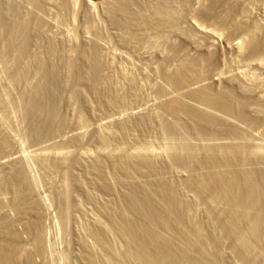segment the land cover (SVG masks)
I'll use <instances>...</instances> for the list:
<instances>
[{
	"label": "rangeland",
	"instance_id": "obj_1",
	"mask_svg": "<svg viewBox=\"0 0 264 264\" xmlns=\"http://www.w3.org/2000/svg\"><path fill=\"white\" fill-rule=\"evenodd\" d=\"M9 1L13 2L14 0L12 1L9 0ZM87 1L93 3V9L91 10L90 12L91 14H89V16L85 15L86 13L84 9V0H66V1L42 0L41 1L45 4V6L47 5L46 6V9L48 10L47 18H49L48 22L50 21L46 31L47 33L45 32V34L48 35L49 39H54V41H57L56 44H58L59 50H61L60 53H58L59 54L58 59L61 60L63 64L64 62L65 64L67 63V65H69V63L75 64V65L71 64L73 67L70 65L71 67L69 66L67 70L69 71L70 68L72 69V71L70 70L71 72L70 76H72L73 71L74 72L76 71L74 75L77 73V70L74 69H76L75 67L76 66L78 67L79 64H80L79 68L83 70L85 75V76L83 75V77L82 76L80 77V79L82 78L81 80H78L77 77H74V75L70 77L69 80H66L67 78L66 76L68 75L63 76L64 81L59 83L61 85V88L60 85L57 86L58 88H60V91H57V93H59L61 97L56 94L57 95L56 100L58 103H56L55 101L56 104L54 103L52 107L53 109H51L52 112L50 111L53 115L50 112L45 115L39 113V115H42L44 117L43 118L44 122L42 121V118L41 119L39 118L41 122H43V125L45 123L44 126H46L47 124L48 128H50L48 129L46 127L48 129V130L46 129L48 131L47 132L45 130V127H43V131H44L43 135L45 134L44 136L42 135L40 138L33 140V137L30 135L29 132L30 127L26 122L27 120L25 119L23 110L18 109L20 108L21 104L19 103V107L18 104L16 106V103H18L16 101L19 99L18 98L19 91L16 95V93L13 91H17V89L12 91L11 86L10 87L7 86L10 85V81L6 77V74H3L4 72V69L2 67L3 63L0 64V70L3 71V72L0 71V75H1L0 84H3L0 85V89L1 91L4 92V94L2 93V95L4 96L6 95L5 96L6 98L5 97L4 98L6 100H9L6 101L7 103H5V105H7L9 102L8 104L9 109H7L8 107L3 108L2 104L0 106V125L4 128L6 133V138L3 144V154L0 158V172L1 171L4 172V173L2 172L0 173V180H1L0 190L3 189V191H5V192L2 191L1 196L3 197L4 194L5 195L7 194L8 198L9 197L13 198L11 196L12 195L11 193H13L12 182L15 181L16 177L14 174H16L17 169L21 165L24 167L25 175L27 176L26 179H28L25 180V183L28 181L30 183L28 185H31V186H27L26 195L24 194L23 195L24 197H21L23 198L21 202H23L24 207L26 208L28 206V209L27 208L24 209L25 214H23V216L22 214L21 215L19 214V216H17L19 212H17V214L15 213L17 217L15 216V214L14 215L11 214V212L16 209L13 208L14 207L13 199L11 198H9L10 200L8 199L10 203L12 201L10 205V203L6 204L8 201H5L7 200L5 195L3 199L0 197L2 200L5 199L4 200L5 205L2 203V200L0 199L1 204L4 205V209L1 210L2 212L0 211V219L3 221L2 222L0 220L1 226L4 224V222L7 223L6 219H8V222L10 221L12 223L15 221L13 224L14 225L16 224L15 225L16 227L15 226L14 227L16 230L20 232L19 233L17 231L18 234L19 235L21 234L20 235L21 237L25 236V238L22 237L25 240L22 239L20 243L18 242V246L22 245L21 246L22 248H19L18 250L20 252L21 251L24 252V253L23 252L20 253V258L21 256L23 257L22 260L20 259L19 262L21 264L26 263L24 260L28 256L30 260H32V258H36V260L39 262L38 263L35 259H33L34 261H36L34 262L36 264H41V263L42 264H95V263L96 264H123V263L138 264L139 262L138 261L135 262L136 260L132 259L131 256H134V253L137 250H140L139 252H141L143 250L142 246H140V244H138V246H134V244L137 245L136 242L138 241H135L134 238L129 237V234L126 233L127 231L119 230V229H126L125 228L126 226H124L122 222V219L125 216H126L125 218H131V219L135 217L134 215L133 216L131 215L132 214L131 212H130L131 214L125 213V210H127V208L124 206L125 203L123 196L126 193L125 191H127V189L123 185L121 179L119 178H122L125 174L128 173L127 176L125 175L124 177H128V176L134 177L135 180L136 179L139 180V181L137 180L139 184H142L143 186L149 185L148 187L147 186L145 187L146 190H149V193L152 194L153 191H152V187L150 186V183L146 180V178H144L145 177L143 176L144 174L141 173L147 174L148 170L152 171L153 170L152 167H154L153 170L154 172L156 169V173L158 172L160 174L161 173L166 174L167 180L172 181V182L171 181L168 182L169 183L171 182L172 186L176 188L175 189L173 187L176 190L179 199L183 198L182 199L183 201L182 200L181 201L183 203H185L186 201L187 203V204L185 203V205L186 208L189 209L187 210V212L188 213L190 212V215L187 213L188 219L187 218L186 219L187 220L190 219L189 221L191 222L193 218L192 221V223L194 222L193 224L186 223L185 225L189 226L186 228L184 223L180 222L181 220L180 221L178 220L179 218H177V216L175 215L173 216H175L174 218L175 220L178 221L176 222L179 226L182 227L183 225V227L187 229V231H185L186 230L185 228L183 230V227L181 229L182 231H185V235H187V237L194 236L191 239L192 240L191 242H195L193 243V245L195 244V246L193 247L190 246L192 247L190 249L195 253V254L193 253L192 255L195 256L193 260H195L196 263L198 264H203V263L204 264H208V263L209 264L212 263L213 264H264V224L261 221V219L263 220L264 217L260 219L261 226H263L261 227L263 230V231L261 230L262 235H260L262 237V241L260 237L259 240L260 243L258 242L256 244L257 246L253 244V247L255 246L254 250L251 247L252 241H249L250 243L249 247L251 248L246 249V247H244L241 241L242 238L239 239V236H241L239 234L241 233L239 232L235 233L234 231L235 233L234 234L230 230V228H228L230 227L229 225L231 224H229V221L226 220L227 217H224L223 220V216L226 215H224V212H221L222 208L220 209V206H216V203L209 200L207 201L205 197L202 198L200 195L199 196L201 199H199L198 194H196L194 190L190 189V186H188L187 183V179H189L191 174L189 175L190 172L186 171L187 170L185 169L186 167L185 168L183 167V164H185L186 162H193L196 161L197 159L199 160L201 159L203 161L207 158V159H215V160L217 159L218 161L217 156H219V160L221 158L223 160V159H227L228 157L234 156V159L238 158L239 160L238 159L236 160H238L239 162H242L244 160L248 161L247 164L250 163L251 164L250 166H252V168L257 167L258 170L264 169V162H263L264 161V105H263L264 104V97H263L264 96V47H263L264 44H260L259 47L257 46L258 49L254 48V50L257 49V51L259 52L255 50V52L252 53L253 50L248 47L250 46L248 43L252 42V41L250 42V40H252V37L254 36L251 35L252 34L251 31L249 32L238 31V34L236 32L234 36L232 35V37L230 36L228 38H226V36L223 34L225 37L221 35V37L219 36V38L215 40L213 39L211 40V38L207 36L205 37L204 34L199 35L200 33L196 31L198 28L199 29L204 28V30L206 29V31L217 30L216 32L223 33L219 25L221 26V24H223L220 22L221 18L223 19L222 21L225 22V17L223 18V16L225 15L223 14L227 12H229L230 15H233L234 18L237 17L236 18L237 21L240 22L241 21L243 22L245 20L243 19L244 17L247 18L244 22L247 24L249 29L252 27L254 28L256 27L259 30L260 29L263 30L264 0H229V2L228 0H217V1L187 0L186 2L185 0H169V1L166 0V3H169V5L165 4L164 0H162L164 4H162L163 2L160 1L162 2L161 6L165 5L166 7L165 9H167L166 12L168 14L170 13L169 17L170 18L173 17V19H170L173 22L168 20L169 18L168 16L163 17L164 14L162 18L157 17V15H155L156 12L154 13V11H155V7L157 6L154 5L156 4L155 0L154 1L146 0V3L145 0L144 1L140 0L141 8H139L140 9L139 11L142 15L136 14L138 8L137 9L133 8L134 9L133 11L134 12L136 11V13L131 15L132 16L137 15V17L141 16L142 18L144 17V19H146L144 20V23L148 21V23H150L151 26L148 24L147 29L143 28L144 30L141 29L142 31L141 30L138 31V29H140L139 27L142 28L143 26L144 27L146 26L144 25L143 20L141 18H137L136 16H134L135 19L138 20V23L142 22L141 24L142 26H140L139 24L138 29L136 27L135 29L133 28L131 31L133 33L131 37L127 34L128 32L125 29L121 28L116 24L115 26H113L114 23L111 22L110 19L108 20L107 13L105 11L106 8L104 9L105 1L102 0H87ZM39 2H40L39 0H30L29 4H26L22 8V15L24 16L25 20L27 22H30L31 24L34 21L33 7ZM220 2H222L224 6H221L222 4H220ZM144 3L147 5H145ZM214 3L215 4L217 3V5L220 4L219 5L220 7L217 5L213 7L212 5ZM64 4L65 6H63ZM149 4L152 5L149 7ZM151 7L153 9H151ZM202 8L204 11H208V12L211 11L209 15L206 16L204 15L205 16L204 17L203 14L200 13L203 12ZM208 8L209 10H207ZM104 13L106 14L107 17L105 16ZM219 14L221 15V17ZM239 16L241 17L243 16L242 17L243 20H241V17L239 19ZM209 17L210 19H208ZM140 19L142 21H139ZM157 22L158 23L161 22V23L158 24ZM123 32L124 34H122ZM194 36H195V40L193 42L192 38L194 39ZM97 42L99 43V45ZM94 43H96L98 47ZM232 45L234 46L236 45L237 48L232 47ZM93 46L97 47V49L99 50L98 55H100V57L98 55L97 56L99 57L98 58V60L100 61L99 63H101L99 72L102 77V79H100V81L102 80L101 81L102 83H100L99 81L98 86L96 88L98 89V92L100 93L102 92V97H99L98 93L96 94V92L92 90L91 85H89L88 83V76H87L88 74L87 71L89 69L88 67H90L91 63L94 60V59L92 60V58H95L94 55L91 56L92 55L91 50H93L94 48ZM198 46H200L201 49ZM208 53L211 55L213 54V59H216V61L213 63V67L211 68L207 67L210 70L207 69L208 73H206V77H204V81H202V84L200 83V85L199 84L194 85L192 86V88L193 87L197 88L200 87L201 85L202 86L208 85L214 87L215 89H218L221 87L222 88L226 87L228 85L230 89L231 88L234 89V90L232 89V92L236 96L240 95L241 97L239 98L243 99L245 94L244 96H242L243 93L239 89L242 86L245 88L247 87V89L248 87L250 88L249 89L250 94L249 95L246 94L247 98L246 99L244 98V100L249 101L253 96L252 98L253 100L251 99L252 102L251 100L249 101L250 103L253 104V105L251 104L252 105L251 108H253L251 110L253 111H250L252 114L250 112L249 114H250V119L253 118L254 119L250 127L247 126L246 127L247 129L244 128L245 133L242 132L244 133L243 135H245V137L247 136L246 139L243 136L244 138L242 141L244 143L242 141L240 142L239 140L238 142L233 141L235 143L232 145L231 143L233 142L229 143L232 147L234 145L235 148L238 149L237 150L234 147L233 149H230L229 148L230 145L227 144L226 146L225 145L226 142L222 141L223 144L222 145L218 144L219 146L217 147H221V146L224 147L225 145L229 149V151H227L228 149L224 150L226 147L224 149L223 148L221 149L222 151L223 150L226 151V153L221 152L220 148L219 150L217 149L219 152L223 153V155L221 154L217 155L219 153L217 152L216 149L213 150V153L207 151L206 149H204L203 145H201V143H199L198 141H195L197 143L190 145L191 147L190 149L189 145H186V143L183 140L181 139L177 140V137L175 138L173 136H170L168 133L164 131L165 128H163V126L166 127V125L168 124H165L167 123V119L165 118V115H163V117L161 116V114H163L162 109L164 108V104L168 103L173 98L172 96H174L173 94L174 92L171 93V91H168L169 92L168 93L164 90L165 88L164 85L166 83L164 81L165 74L163 76V72L167 68H168L167 70H170L169 72L171 71L174 72L177 69H179V67H181L185 62H187L188 59L192 60L194 59V57L197 58L199 56L206 57ZM76 61L78 62L76 63ZM1 62L2 61L0 60V63ZM229 77L230 78L232 77L231 80L233 79L234 81L232 83L235 84H230L228 82V80L230 81ZM235 80L239 83H236ZM245 81L248 83V85ZM34 83L36 84V80L34 78L28 79V82L26 80L25 83L21 81L20 84L18 85L19 86L18 89L22 91L24 90V88L26 89H29V87L33 88L35 85ZM25 85H27V87H25ZM107 89L108 91L106 92ZM237 89L240 91H238ZM5 90L7 93H5ZM8 90L10 92H8ZM182 90H180L181 93ZM186 90L188 89L186 88ZM186 90H184L183 92L185 93ZM235 92L238 93L236 94ZM110 93L112 94V96ZM103 94L105 97L103 96ZM12 97L14 98V100ZM12 101H14V104H12ZM21 107L23 106L21 105ZM15 108L17 111L15 110ZM6 110H8L7 112L10 113L5 112ZM53 110L55 111L56 116ZM258 110L263 111V113H261L262 111L260 112L262 116H259L260 114L258 113L259 112ZM36 113L37 112H35V114ZM49 114H51V116ZM39 115H37V117ZM177 118L178 117L175 118L176 119L175 121V119L172 120L173 119L172 117L171 121L172 122L175 121L178 123L175 124L174 122L175 125L183 124L186 128L187 126H189L188 129H190L189 122H187L185 118L182 117L183 121H181V117L178 118L179 122L177 121ZM45 119L46 121L49 120L48 121L49 123L45 122ZM127 121H129V123ZM254 123L256 125L259 124L260 126L259 125L256 126ZM50 124L52 126H50ZM247 133L248 134L250 133L252 136H250V134L248 135ZM248 136H250L249 138L251 139V142L252 143L254 142L253 144H251ZM169 139H171V141L174 140L172 141L174 144L173 146L171 141L167 142L169 141ZM247 139L249 141H246ZM169 143H171L170 146ZM181 143H182V149L180 147ZM194 145L196 146V148H193L195 147ZM190 150L192 151L188 152ZM215 150L217 154L214 153ZM205 151H207V153ZM230 151L232 154H230ZM200 152L201 153L203 152L202 154L203 158H201L202 155ZM178 154L180 156L182 155L183 156L178 157ZM206 154L209 155V158ZM214 154H216L217 158H215ZM226 154L228 155L230 154V155L225 156ZM197 155L199 157H197ZM242 155L244 158L242 157ZM188 157L190 158L187 160L186 158ZM195 157H197L196 160ZM175 158L176 160L180 158L181 161L180 160L176 161ZM190 159H192V161ZM137 160L140 162H138ZM149 163L151 166L149 165ZM153 164L155 165L153 166ZM258 164H260L261 166ZM137 165L138 168L136 169ZM142 165H144L143 167H145L146 165L148 166H146L143 169ZM158 165L160 167H158ZM100 167L103 168L105 172L100 171L101 170ZM139 171L141 173H139ZM103 172L105 175L103 174ZM4 175L7 176L9 179L7 177H4ZM10 179L12 180V182ZM3 181L4 182L6 181V183L4 184ZM143 181L145 182V184ZM6 184L9 185V186L7 185L9 191L6 190L7 189ZM1 185L6 189L2 188ZM109 187L110 188L112 187L113 189L112 188L109 189ZM149 187L151 188L147 189ZM193 191L195 194L193 193ZM184 192L187 194V196L186 194L184 195ZM154 198H156L158 201L156 195ZM203 199H205L206 202H204L205 200ZM24 202H26L27 205H25ZM209 202L212 203L210 204ZM212 204L214 206H212ZM216 207L218 211L215 209ZM118 208L119 209L122 208L121 210L124 212L121 213ZM212 208L215 209L216 212ZM116 211L118 214L120 213V215H116L117 214ZM194 214H196L198 217L197 216L195 217ZM262 216H264V214ZM205 217L207 221L204 219ZM21 219L23 222H21ZM117 219H120V221L119 220L117 221ZM27 220L29 223L32 224V226L27 222ZM213 221H215L216 223L215 222L213 223ZM179 222L182 224H180ZM20 224H22V226L24 225L23 228L27 227L28 224V228H27L28 231H29V225L32 228H34L33 227L34 224L36 229L34 228L35 229V230L33 229L34 231H30L29 234H27L25 232L26 229H22V226L20 227ZM194 224L195 225L204 224L205 226L203 225H200V227L199 225L196 226L198 227L199 231L205 230L204 232L206 235L202 233L201 236L200 233L202 231H200L199 233L200 237H199L197 233L198 230H196L197 228ZM210 224H214V225H210ZM18 226L19 228L22 229V230L20 229L21 231L18 229ZM206 226H208L209 228H207ZM213 226L217 228L211 229ZM111 227L113 230L111 229ZM194 227L195 229H193ZM36 230L38 232H36ZM209 230L213 231V233L209 232ZM95 231H97V233ZM22 232L26 233L27 235L26 234L24 235ZM99 233H101V235ZM124 233H126L127 235H125ZM168 234L166 236H168ZM236 234L238 236H236ZM28 235L31 238L28 237ZM169 235L172 237L171 239L173 240L175 239L173 238L174 236H172L171 234ZM33 236L37 239L33 240L34 238ZM203 236L209 238L204 237V240L206 239L204 241L201 239ZM210 237H212V239ZM216 237H218L220 243L222 242L221 244L219 243ZM127 238L130 239L132 238V239L130 241ZM125 239L129 240L127 241L129 243H127ZM37 240H39L38 244L40 243L39 244L40 247L37 246L36 248L35 246H33L34 245L33 242L35 241L34 243H37ZM132 240L135 242H133ZM207 240L209 242H206ZM4 241H5L4 237L0 235V245H3L5 243ZM176 241L180 245L184 244V242L182 241H180L181 243H179L178 239ZM176 241L174 240V243ZM213 242H214V246H212ZM132 243L134 247L130 245ZM217 244H219V246ZM129 246L132 249L129 248ZM187 246L184 247L186 248ZM217 246L218 248L220 247L218 251H216L218 249ZM139 247H141L142 250ZM242 247L244 249H242ZM181 249H183V247ZM187 249L190 251L189 247ZM187 249L185 250L186 252L188 251ZM213 250L215 253L213 252ZM34 252L35 253L38 252V253L35 254ZM130 252H134V253L132 254ZM217 252H220V254L219 253L217 254ZM127 253L128 255L129 253L130 255L131 254L132 255L128 256ZM33 254L34 256L35 255L36 256L31 257V255ZM112 254L114 255L115 258L112 257ZM24 255H26V257H24ZM188 255L192 257L191 254ZM199 255L200 257H198ZM204 257L207 259H205ZM197 258L199 261L197 260Z\"/></svg>",
	"mask_w": 264,
	"mask_h": 264
},
{
	"label": "bare ground",
	"instance_id": "obj_2",
	"mask_svg": "<svg viewBox=\"0 0 264 264\" xmlns=\"http://www.w3.org/2000/svg\"><path fill=\"white\" fill-rule=\"evenodd\" d=\"M39 1L40 2L37 3L33 7V9H34V21L31 24L30 22H27L25 20L24 16L22 15V8L26 4H29L30 0H14L13 2H10L9 0H0V60L2 61L0 64L3 63L2 67H3L5 73L2 70H0V71H2L3 74H6V77L10 81V85H7V86H9V87L11 86L12 91L17 89V91H13V92L16 93V95H17V93L19 91V94H18V98L19 99L16 101L18 103H16V102L15 103H16V106L18 104V107H19V103L23 106V107H21V105H20V108H18V109L23 110V113L25 115V119L27 120L26 122H27V124L30 127L29 128L30 129L29 132H30V135L33 137V140L34 139H37V138H40L43 135V133H44L43 127H45V130L48 128V125L47 124H46V126H44L45 123L43 125V122H44L43 118L44 117L42 115H39V113L45 115V114L49 113L50 111L52 112L51 109H53L52 107H53L55 101H56V103H58L57 100H56V98H57L56 96L57 95L60 96L59 93H57V91H60V88H61V85L59 83L62 82V81H64L63 80V76L68 75V76H66L67 78L66 77H64V78H66V80H69V78L72 77L74 75V73L76 72V71L75 72L73 71L72 76H70V73H71L70 70L72 71V69L70 68L69 71H67V70H68L69 66L72 63H69V65H67V63L65 64V62H64V64H63V62L58 59V55H59L58 53H60L61 50H59L58 44H56L57 41H54V39H49L48 35L45 34V32L47 31L49 22H50V21L48 22V19L49 18H47L48 17L47 16V11L48 10L46 9V6L47 5L45 6V4L43 2H41L42 0H39ZM102 1H105L104 2V4H105L104 9L106 8L105 11L107 13L108 20L110 19V21L114 23V25L112 23L111 24L113 26H115V24H116V25L120 26L121 28L125 29L128 32L127 34L130 37L133 34L131 32L133 28L135 29V27H136L138 29V25L139 24H140V26H142L141 25L142 22L141 23H138V20H136L135 17H134V16L137 17V15L132 16L133 14L136 13V11L135 12L133 11L134 10L133 8H136V9L138 8L136 14H139V15L141 14L140 11H139L140 10L139 8H141L140 0H102ZM148 1H151V0H148ZM155 1H156L155 2L156 4H154V2H153L154 5H157V6L160 5L158 7L157 6L155 7V11H154V13L156 12L155 15H157V17H161L162 18L163 14H164L163 17H165V16H168L169 17V14L170 13L168 14L166 12L167 9H165L166 8L165 5L161 6V3L163 1L162 0H155ZM160 1H162V2H160ZM164 1H165V4L169 5V3H166V0H164ZM186 1L187 0H185V2ZM216 1H214V2H216ZM228 2H229V0H228ZM145 3H146V0H145ZM173 3H174V1H173ZM65 4H66V2H65ZM65 4L63 6H65ZM162 4H164V2ZM220 4H222V2H220ZM223 4H224V1H223ZM223 4L221 6H224ZM145 5H147V4H145ZM151 5L149 4V7ZM215 5H217V3L216 4L214 3L212 6L215 7ZM219 5H217V6H219ZM204 7H207V6H204ZM144 8H142V9H144ZM84 9H85V13H86L85 15L89 16V14H91L90 13L91 10L93 9V3H91L90 1H87V0H84ZM151 9H153V8L151 7ZM202 10H203V8H202ZM207 10H209V8ZM210 12L203 10V12H200V13L203 14V16L204 15L206 16V15H209ZM224 13H225V11H224ZM233 13H235V12H233ZM223 15H225V16H223V18L225 17V22L222 21L223 19L221 18V21L220 22L223 23V24H221V26L219 25V27H221L223 33L220 32L221 33L220 34V33L216 32L217 30H212V31L211 30H208V31H206V29L204 30V28L203 29L202 28H200V29L198 28L196 30V31H198L200 33V34L199 33L198 34L199 35H201V34L203 35L204 34L205 37L207 36V37L211 38V40L212 39L215 40V39L219 38V36L221 37V35H223V34L226 36V38H228L230 36L232 37V35L234 36V34H236V32L238 34V31H244V32L251 31L252 32L251 35H254V36L252 37V40H250V42L251 41L252 42L251 43H248L250 45L248 47L253 50V51L251 50L252 53L255 52V50L257 51V49H258V47H259L260 44H264V29L263 30H261V29L259 30L256 27L255 28L252 27V28L249 29V27L247 26V24L244 22L247 19L245 17L243 18L245 20L243 22L242 21L240 22V21H237V19H236L237 17L234 18V16L233 15H230L229 12H227V13H225ZM105 16H106V14H105ZM244 16H245V13H244ZM220 17H221V15H220ZM240 17L241 16H239V19H240ZM242 17H241V20H243ZM137 18H141L143 20V23H144V20H146V19H144V17L142 18L141 16H138ZM141 19L139 21H142ZM156 19H158V18H156ZM170 19H173V17H171V18L169 17L168 18V20H170ZM208 19H210V17ZM159 20H160V18H159ZM149 22H151V21H149ZM166 22H169V21H166ZM171 22H173V21H171ZM159 23H161V22H159ZM148 24L150 25V23H148V21L145 22L144 25L146 27H144V26L142 28L139 27L140 29H138V31L141 30V29H143V28H146L147 29ZM122 34H124V32ZM196 36H197V34H196ZM46 39H48V40H46ZM204 39H206V38H204ZM192 40L194 42L195 36H194V39L192 38ZM94 44H96V43H94ZM98 45H99V43H98ZM98 45H97V47H98ZM100 46H102V45H100ZM93 47H92L93 50H91L92 51L91 52L92 53L91 56L94 55L95 58H92V60L93 59L94 60H93L92 63L90 62L91 65H90V67H88L89 68L88 71H87V73H88L87 74V76H88V83H89V85H91L92 90L94 92H96V94L98 93L99 97H102V92L101 93L98 92V89L96 88L98 86V83H99L100 79H102L101 74L99 72L100 71V64L101 63H99L100 61L98 60V58L100 57V55H98V51L99 50L97 49V47L96 46H93ZM198 47H200V46H198ZM232 47H236V45L235 46L232 45ZM99 48H101V47H99ZM244 48H246V47H244ZM254 48H257V49L254 50ZM200 49H201V47H200ZM204 51H205V49H204ZM177 52H179V51H177ZM200 52H201V50H200ZM257 52H259V51H257ZM207 55H210V56H207ZM207 55H206V57H203V56H199L197 58L194 57V59H192V60L188 59L189 61L187 60V62H185L181 67H179V69H177L174 72H172V71L169 72L170 70H167L168 68L164 71L165 73L162 71L163 72V76L165 74V76H164V79L165 80L164 81H165L166 84L164 85L165 88L164 87H161V88H164V90L166 92H168V91H171V93L174 92L173 93L174 96H172L173 97L172 99L170 98L171 100L169 99L170 101L168 103L164 104V108L162 109L163 114H161V116L163 117V115H165V118L167 119V123H165V122L164 123L165 124H168V125H166V127H164L163 125H161V126H163V128H165L164 131L166 133H168L170 136H173L175 138L177 137V140L178 139L183 140L186 143V145H189V147H190V145H193V144L197 143L195 141H198L199 143H201V145H203L204 149H206L207 151H210V152L213 153V150L214 149H216V150L218 149L219 150V148H220V151L221 152H225L226 153V151H224V150H227L228 149V147H226L227 144H229V143H231L233 141H237L238 142V140L241 142L243 140V138L245 137V135H243L245 133L244 128H246L247 126L250 127L251 124L253 123V119L254 118L253 119H250V114H249L250 111H253V110H251V109H253V108H251L253 104L249 102L253 98V96L251 97V99L249 101L244 100V98L245 99L247 98L246 94H248V95L250 94L249 93L250 92L249 91L250 88L248 87V89H247V87L245 88V87H242V86L239 89L243 93L242 96H244V94L246 96V97L244 96L243 99L242 98H239V97H241L240 95L236 96L232 92V89L233 88L230 89V87H228V85L226 87H223V88L221 87V88H218V89H215L214 87H211V86H208V85H206V86L205 85L204 86L201 85L200 87H197V88H194L193 87L192 88V86H194V85H198V84L200 85V83L202 84V81H204V77H206V73H208V71H207L208 68L207 67H209V68L213 67V63L216 61V59H213V54L211 55V54L208 53ZM214 58H215V55H214ZM60 59H62V58H60ZM77 62L78 61H76V63ZM163 64H164V62H163ZM72 65H75V64L73 63ZM76 65H78V64H76ZM79 65H78V67L77 66L75 67L76 69H74V70H77V73L75 74L76 76L74 75V77H77L78 80H81L82 78L80 79V77L81 76L83 77L84 72H83V70H81V68H79ZM208 70H210V69H208ZM66 72H67V74H66ZM0 77H1V75H0ZM31 78H34L36 80V84L34 83L35 85H34L33 88H31V87H29V89L24 88V90H22V91L18 89V87H19L18 85L20 84L21 81H23L25 83L26 80L28 82V79H31ZM231 78H230V81L228 80V82L230 84H235V83H232L234 81H233V79L231 80ZM235 78H236V76H235ZM29 81H31V80H29ZM32 81H33V79H32ZM101 81H100V83H102ZM245 82H244V84H245ZM236 83H239V82L236 81ZM230 84H229V86H230ZM0 85H3V84H0ZM30 85H32V84H30ZM58 85H60V88L57 87ZM247 85H248V83H247ZM252 85H253V83H252ZM25 87H27V85H25ZM1 88H2V86H1ZM183 88H185V89H183ZM186 88L188 90H186ZM180 90H182V93L180 92ZM184 90H186L185 93L183 92ZM240 90H238V91H240ZM107 91H108V89L106 90V92ZM8 92H10V91L8 90ZM106 92H104V93H106ZM2 93L4 94V92L1 91V89H0V106L2 104V107L3 108H5V107L7 108L9 106L8 105L9 102H8L7 105H5V103H7L6 101H9V100H6L5 99L6 98L5 97L6 95L4 96V95H2ZM5 93H7L6 90H5ZM60 94H61V92H60ZM2 96H3V98L4 97L5 98L3 99ZM103 96H104V94H103ZM111 96H112V94H111ZM108 99H109V97H108ZM261 99H262V97H261ZM13 100H14V98H13ZM252 100H251V102H252ZM12 104H14V101H12ZM7 109H9V107ZM259 109H260V107H259ZM15 110H16V108H15ZM7 111L8 110H6L5 112H7ZM261 111L262 110H260L258 113L260 114ZM35 112H37L36 114L39 115L40 117L39 116L37 117V115L35 114ZM53 112L55 113L54 110H53ZM7 113H10V112H7ZM261 113H263V111ZM51 114H49V115L51 116ZM14 115H15V113H14ZM49 115H47V116H49ZM55 116H56V113H55ZM259 116H262V114H260ZM172 117H173V119H172ZM176 117H178V118L181 117V121H183L182 119L185 118L187 120V122H189L190 129H188L189 126H187V128H186L183 124L175 125V124H178L177 122H175L176 121V119H175ZM37 118L38 119L39 118L40 119L42 118V121L43 122H41V120L40 119L38 120ZM178 118H177V121H178ZM251 118H252V116H251ZM48 119H50V118H48ZM143 119H144V117H143ZM171 119L172 120L175 119V121L172 122ZM251 120H252V122H251ZM255 120H254V122H255ZM48 121H46V119H45V122L49 123ZM257 121H259V120H257ZM127 122L129 123V121H127ZM145 122H146V120H145ZM174 122H175V124H174ZM258 125H256V126H258ZM50 126H52V125L50 124ZM121 128H122V126H121ZM48 129H50V128H48ZM160 129H161V127H160ZM252 130H254V129H252ZM242 132H244V133H242ZM163 134H164V132H163ZM165 136H167V135H165ZM250 136H252V135L250 134ZM250 136H248V138ZM32 137H31V139H32ZM168 137H167V139H168ZM246 137H245V139H246ZM5 138H6L5 130L0 125V158H1L2 154H3V144H4V141H5ZM177 140H175V141H177ZM181 140H180V142H181ZM170 141H171V139H169V141H167V142H170ZM172 141H174V140H172ZM222 141H225L226 142V144H225L226 146L224 145V147H222V146L221 147H217L220 144L221 145L223 144ZM246 141H249V140L247 139ZM250 142H251V139H250ZM234 143L235 142L231 143V145L234 144ZM253 143L251 142V144H253ZM170 144L171 143H169V146H170ZM173 145L174 144L172 142V146ZM186 145H184V146H186ZM231 145L229 147L230 149H233V147L235 148L234 145H233V147ZM259 145H260V143H259ZM180 147L182 149V143H181V146ZM193 148H196V146L193 147ZM222 148L223 149L225 148V149L222 151L221 150ZM185 149H187V148H185ZM190 149H191V147H190ZM198 149H199V147H198ZM198 149H195V150H198ZM235 149H237V148H235ZM192 150H190L188 152H191ZM203 150H201V151H203ZM216 150L214 151V153L217 154V152H218L219 154H217V155H220V154L223 155V153L219 152L218 150L216 152ZM239 150H240V148H239ZM207 151H205V152L207 153ZM227 151H229V149ZM210 152H209V154H210ZM235 152H233V153H235ZM179 154H178V157H182L183 156V155L180 156ZM202 154H203V152L201 153V155ZM216 154H214V155H215V158L218 157V161H217V159L215 160V159H207V158L202 161L201 159L200 160L197 159V157H199L197 155V157H195V160L197 159L196 161H193V162H186L185 161L186 162L185 164H183L184 162L181 163V164H183V167L184 168L186 167L185 168V169H187L186 171H189L190 172V173L189 172H187V173H189V175L191 174L190 177H189V179H187L188 186H190V189L194 190L195 193L198 194V196L200 195L202 198L205 197V199L207 201L208 200L209 201H212V202L216 203V206H220V209L222 208L221 212H224V215H226V216H223V220H224V217H227L226 220H228L229 221V224H231V225H229L230 227H228V228H230V230L233 233H234V231H235V233L236 232L241 233L239 235H241L243 237L239 236V239L242 238L241 241H242L244 247H246V249L252 247L253 250H254L255 246H257L256 244L260 240V237H261L260 235H262L261 234V230H262L261 227H263V226H261L260 219L262 217H264V216H262L264 214V169H259L258 170L257 167H253L254 168L253 169L252 166H250L251 165L250 163L247 164L248 161H245L243 159L244 161L239 162L238 161L239 160L238 158H236L238 160L234 159V156H233L234 154L231 155L233 157H228V158L226 157L227 159H223V160L221 158L220 159L221 161H220L219 160V156L216 157ZM230 154H232L231 151H230ZM243 154H244V152H243ZM229 155L226 154L225 156H229ZM207 156L209 158V155H207ZM237 156H239V155H237ZM204 157H205V154H204ZM212 157H214V156H212ZM242 157H243V155H242ZM184 158H182V159H184ZM189 158L190 157H188L186 159L188 160ZM201 158H203V155H202ZM250 158H249V160H250ZM138 160H141V159H138ZM142 160H144V159H142ZM175 160H176V158H175ZM177 160H180V158H178ZM190 160L192 161V159H190ZM138 162H140V161H138ZM136 163H135V165H136ZM151 163H152V161H151ZM138 164H140V163H138ZM147 164H148V162H147ZM254 164H253V166H254ZM135 165H134V168H135ZM149 165H150V163H149ZM154 165L155 164H153V166ZM258 165H260V164H258ZM143 166L144 165H142V167ZM146 166H148V165H146ZM132 167H133V165H132ZM142 167H140V168H142ZM145 167H143V169ZM158 167H160V166L158 165ZM137 168H138V165H137L136 169ZM152 168L154 170V167H152ZM149 169H151V168H149ZM153 170L152 171H149L148 170V173L146 172L147 174L141 173L140 171H139V173L144 174L143 175V176H145L144 178H146V180L150 183V186L152 187V191H153L152 194H155L157 196L158 201H157L156 198H154L155 195H152L151 193H149V190H146V187L145 186H147V185L143 186L142 184H139V182H138L139 180L138 179L135 180L134 177H129V176L128 177H124L125 175L127 176L128 173L125 174V172H124L125 175L122 178H119V179H121L123 185L127 189V191H125L126 193L124 194L123 198H124V203H125L124 206L127 208V210L129 212L127 210H125V213L126 214L127 213H129V214L132 213L131 215L132 216L134 215L136 217V218L135 217L134 218L132 217L133 219H131V218H125L126 217L125 216L122 219V222H123L124 226H126L125 228L127 230L126 229H119V230H125V231H127L126 233L129 234V237H132V238H134L135 241H138V242H136L137 245L134 244V246H138V244H140V246H142V248L144 250V252H143L142 248L139 247L142 250L141 252H139L140 250H137L136 249L137 251L135 250L136 251L135 253L134 252H130L132 254L134 253V256H131L132 254L130 255V253H129V255L132 257V259H135L136 260V261L135 260H132V261H135V262L138 261L141 264H191V263L192 264H198V263L195 262V260H193L195 258V256L192 255L194 252L191 251V249H190L193 246H195V244L193 245V243H195V242H191L192 241L191 239L194 236L193 237H187V235H185V231H187L186 228L189 227V226H186L185 224L186 223H192V221H193V218H192L191 222L189 221L190 219L187 220L188 219V216H187V213L188 212H187V210H189V209L186 208V205H185L186 201H185V203H183L182 202L183 201L182 200L183 198L180 197L181 199H179V196H177V192L175 190L176 188L174 186H172V184H171L172 181L171 180H167L166 174H163V173L160 174L158 172L156 173V169H155V172ZM164 170H166V169H164ZM175 170H176V168H175ZM100 171H104L103 168H101ZM104 172H103V174H104ZM2 173H4V172H2ZM100 173H102V172H100ZM5 175H4V177H7ZM14 175L16 177L15 181L12 182V180L10 179L11 182H12V191H13V193H11L12 194L11 196L13 198H11V197H9V198L13 199V206L14 207L13 206H11V207H13L14 209L16 208V209L15 210L10 209V210H13L11 212V214H13V215L15 213L17 214V212H19L17 214V216H19V214L20 215L22 214V216H23V214H25L24 213V211H25L24 209H26V208L28 209V206L26 208L24 207L23 202H21L23 198H21V197H24L23 196L24 194L26 195L27 186H31V185H28V184H30L28 181L25 183V180H28V179H26L27 176L25 175V170H24V167L22 165L19 166V168L17 169L16 174H14ZM120 176H121V174H120ZM137 178H139V177H137ZM104 180H106V179H104ZM168 181H171V182L169 183ZM177 182H179V181H177ZM5 183H6V181L4 182V184ZM122 183H121V185H122ZM8 184H6V186ZM144 184H145V182H144ZM10 185H11V183H10ZM175 185H178V184H175ZM8 186H7V189H6V188L2 187V185H1L2 188H4V189H6V190L9 191ZM108 186H109V183H108ZM151 187H149L147 189H150ZM10 188H11V186H10ZM111 188L109 187V189H111ZM104 189H106V188H104ZM2 191H3V189L0 190V197L3 199L6 196V199L7 200H5V199L4 200L5 201H8L6 204H9L10 203L9 202L10 199L8 198V195L7 194L6 195L4 194L5 196L3 195V197H2L1 196L2 195ZM28 191H30V190H28ZM194 191H193V193H194ZM3 192H5V191H3ZM185 194L186 193L184 192V195ZM9 196H10V194H9ZM186 196H187V194H186ZM198 196H196V197H198ZM200 196L198 197L199 199H201ZM205 199H203V200H205ZM4 200H2V203L5 205V201ZM206 200L204 202H206ZM19 202H21V203H19ZM26 202H24L25 205H27ZM212 202H209V203L211 204ZM11 203H12V201H11ZM11 203H10V205H11ZM4 205H2L1 204V201H0V211L4 209ZM188 205H189V203H188ZM212 206H214V205L212 204ZM109 208H111V207H109ZM101 209H103V208H101ZM121 209H119L120 212L121 213L124 212ZM190 209H191V207H190ZM192 209H194V208H192ZM215 209L217 210V207ZM215 209H213V210H215ZM216 210H215V212H216ZM14 211H16V212H14ZM7 212H5V213H7ZM116 213H117V211H116ZM212 213H214V212H212ZM212 213H211V215H212ZM16 214H15V216H16ZM188 214L190 215V212ZM196 214H194L195 217L197 216ZM116 215H120V213L119 214L117 213ZM173 215L177 216V218H179L178 220L179 221L181 220L180 222H183L184 223V225H185L186 228L183 227V225H182V227H183V230H184V228L186 229L185 231H182L181 230L182 227L177 224L178 221L175 220V218H174L175 216H173ZM217 215H218V213H217ZM172 217L174 218L175 221L173 220ZM212 217H215V216H212ZM204 219L206 220V217ZM6 220H7V223L4 222V224H3L2 223L3 221L1 220L2 221L1 223L3 225L1 226V224H0V227H1L0 228V235L2 237H4V239H5V241H4L5 243L4 244L2 243L3 245H0V264H21L19 261H20V259L22 260V257L23 256H21V258H20V253L23 252V251L20 252L18 250L19 248H22L21 247L22 245L21 246L19 245L20 247L18 246V242L20 243V241L22 239H24L25 236H22V237H24V238H22L20 236L21 234L20 235L18 234L19 231L15 229V227H16L15 225L16 224L15 225L13 224L15 221L12 223L10 221L8 222V219H6ZM118 220L120 221V219H117V221ZM263 220L261 219L262 223L264 224ZM16 222H17V220H16ZM21 222H23L22 219H21ZM24 222H26V221H24ZM27 222H28V220H27ZM214 222L215 221H213V223ZM226 223H225V225H226ZM29 224H31V223H29ZM123 224H122V226H123ZM180 224H182V223H180ZM187 225H189V224H187ZM198 225H199V227H200V225L205 226L204 224H198ZM210 225H214V224H210ZM21 226H22V224H20V227ZM23 226H22V229H26L28 231V229H27L28 228V224H27V227H25V228H23ZM31 226H32V224H31ZM31 226L29 225V231L28 232L25 230V232L27 234H29L30 231H34L36 229L35 226H34V224H33V227L35 229L32 228ZM103 226H104V224H103ZM197 226H196V228H197L196 230H198V227ZM206 227L209 228L208 226H206ZM218 227H219V225H218ZM243 227H245V228H243ZM190 228H188V229H190ZM213 228L216 229L217 227H214L213 226L211 229H213ZM18 229L20 230L21 228H19V226H18ZM111 229H112V227H111ZM193 229H195V227ZM104 230H105V228H104ZM200 231H202V230H200ZM200 231L198 230V232H197L198 235H199ZM204 231H202L200 233L201 236H202V233L205 234ZM36 232H38V231L36 230ZM95 232L97 233V231H95ZM209 232H212L213 233V231H211V230H209ZM209 232H207V233H209ZM26 233H23V234L25 235ZM126 233H124V234L127 235ZM168 233L171 234L172 236H174L173 238H175L174 239L175 241L178 239L179 243H181L180 241H182V242H184V244H181L182 245L181 246L180 244H178L177 241H176L177 243L176 242L174 243V240L171 239L172 237ZM214 233H215V231H214ZM99 234L101 235V233H99ZM167 234L170 237L166 236ZM192 234H194V233H192ZM207 236H210V235H207ZM236 236H238V235L236 234ZM19 237H20V239H19ZM28 237H30V236L28 235ZM103 237H101V238H103ZM199 237H200V235H199ZM204 237H206V236H203L201 239L204 240ZM34 238H33V240H36L37 239V238H35V239ZM105 238H106V236H105ZM123 238H124V236H123ZM206 238H209V237H206ZM210 238L212 239V237H210ZM216 238L218 240V237H216ZM127 239H129L131 241L130 238H127ZM129 240H126V242L129 241ZM171 240H173V241H171ZM208 240H210V239H208ZM208 240L206 242H209ZM38 241L39 240H37V243H34L35 241L33 242V244H34L33 246H35L36 248H37V246L40 247V245H39L40 243L38 244ZM135 241H133V242H135ZM249 241H252L251 247H249L250 246ZM261 241H262V237H261ZM127 243H129V242H127ZM219 243H220V241H219ZM240 243H239V245H240ZM248 243H249V245H248ZM215 244H216V242H215ZM253 244H255L254 247H253ZM130 245L132 247H134L133 246V243L130 244ZM178 245H179V247H178ZM183 245L184 246H187L188 245V246L185 248ZM204 245H206V244H204ZM217 245L219 246V244H217ZM111 246H112V244H111ZM190 246H192V247H190ZM212 246H214V242H213V245ZM218 246H217V248H218ZM259 246H260V244H259ZM182 247H183L184 250L181 249ZM188 247H189L190 251L187 249ZM196 247H197V245H196ZM196 247H194V248H196ZM129 248H131V247L129 246ZM129 248H128V251H129ZM135 248H137V247H135ZM186 249L188 250L187 252L185 251ZM219 249H220V247L216 251H218ZM242 249H244V248L242 247ZM145 252H146V254H145ZM213 252H214V250H213ZM37 253H35V254H37ZM218 253L220 254V252H217V254ZM188 254H191L192 257H190ZM21 255H23V254H21ZM127 255H128V253H127ZM33 256H34V254L31 255V257H33ZM24 257H26V255H24ZM112 257H114L113 254H112ZM198 257H200V255ZM33 259L36 260V258H32V260H30L28 258V256L25 258V260L23 258V260L26 262L24 264H36L34 262H36L37 260L34 261ZM205 259H207V258H205ZM197 260H198V258H197ZM208 260H209V258H208Z\"/></svg>",
	"mask_w": 264,
	"mask_h": 264
}]
</instances>
